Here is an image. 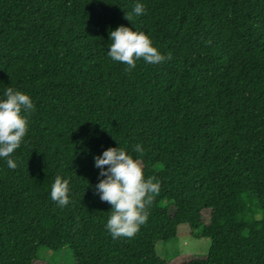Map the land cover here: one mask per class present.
<instances>
[{
  "label": "trees",
  "instance_id": "16d2710c",
  "mask_svg": "<svg viewBox=\"0 0 264 264\" xmlns=\"http://www.w3.org/2000/svg\"><path fill=\"white\" fill-rule=\"evenodd\" d=\"M122 25L172 58L125 71L108 55ZM9 87L34 108L0 157V264H44L41 247H69L75 264H172L157 245L182 225L211 249L178 264H264V0H0V101ZM118 147L160 191L139 231L114 238L95 158Z\"/></svg>",
  "mask_w": 264,
  "mask_h": 264
},
{
  "label": "clouds",
  "instance_id": "9594fccd",
  "mask_svg": "<svg viewBox=\"0 0 264 264\" xmlns=\"http://www.w3.org/2000/svg\"><path fill=\"white\" fill-rule=\"evenodd\" d=\"M145 6L137 3L133 12L126 13L125 18L132 21L133 14L142 15ZM111 46L108 55L115 61L127 64L125 71L130 72L136 67V61L143 58L146 62L158 64L165 59H171L160 54L153 46L152 40L143 32L120 26L110 32ZM6 99L0 101V157H9L20 147L26 135L28 122L21 115L22 108L30 111L34 108L30 97L23 92L14 91L9 87L4 93ZM133 151L143 153L141 145H136ZM96 167L101 169L100 177H106L96 185L102 201L113 205L112 215L107 223V229L114 238L132 237L146 223L148 213L146 206L153 203V195L160 191V183L153 182L154 177L145 180L143 166L123 148H109L103 156H97ZM105 166H108L105 168ZM8 167L15 169L17 164L9 159ZM69 182L60 176L55 178L51 190L52 200L60 206L69 203Z\"/></svg>",
  "mask_w": 264,
  "mask_h": 264
},
{
  "label": "rangeland",
  "instance_id": "374dc122",
  "mask_svg": "<svg viewBox=\"0 0 264 264\" xmlns=\"http://www.w3.org/2000/svg\"><path fill=\"white\" fill-rule=\"evenodd\" d=\"M249 198L251 211L248 218L258 219L261 217L258 202L255 197ZM208 213L207 211L204 213L205 218L208 217ZM200 234L201 229L192 230L188 225H182L176 238L158 243L157 251L172 264H178L179 260L189 259L186 258L187 256H206L211 249V240L201 237ZM38 257V262L44 264H75L69 247H64L59 251L41 247Z\"/></svg>",
  "mask_w": 264,
  "mask_h": 264
}]
</instances>
